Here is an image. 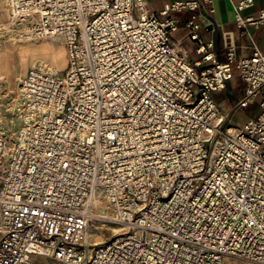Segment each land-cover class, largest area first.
Here are the masks:
<instances>
[{
    "label": "built area",
    "instance_id": "built-area-1",
    "mask_svg": "<svg viewBox=\"0 0 264 264\" xmlns=\"http://www.w3.org/2000/svg\"><path fill=\"white\" fill-rule=\"evenodd\" d=\"M253 2L239 0L235 19L264 36V8L242 13ZM7 4L22 40L64 42L68 68L34 64L20 80L21 126L0 130V264H264V50L237 58L228 34L220 62L193 17L192 56L174 39L178 21L146 0ZM235 69V107L262 97L239 126L214 95ZM96 221L121 230L90 241Z\"/></svg>",
    "mask_w": 264,
    "mask_h": 264
},
{
    "label": "crops",
    "instance_id": "crops-1",
    "mask_svg": "<svg viewBox=\"0 0 264 264\" xmlns=\"http://www.w3.org/2000/svg\"><path fill=\"white\" fill-rule=\"evenodd\" d=\"M148 6L151 10L156 13L160 18H166L168 16L173 17L178 21V29L176 35L174 34V39L181 40L192 56H198L196 53L199 44L193 41L190 37V28L188 27V22L195 17L194 22L200 25V29L197 31L202 44L206 50H212L218 61H227L225 39L228 34L231 35L233 42L236 46V56L237 58L250 57L253 54L254 47H260L264 50V36L262 34V29L257 28L253 25L245 28H240L237 25L235 19V6L239 0H212L208 3L202 4V9L197 10H171L172 4L177 3L181 0H146ZM214 8V13H210L209 10ZM264 8V0H254V2L245 9L242 13L245 17H258L261 9ZM169 10V15L163 16L160 13L164 10ZM209 17L214 18L218 25V37L214 44L213 42V32L207 30L206 27L210 26L211 22ZM14 68V58L9 49L5 52H0V76L4 74H11ZM28 69V68H27ZM241 93L240 88V75L235 69L234 78L228 83V88L220 92L217 97V101L220 102L221 110L224 116L228 115L232 119V114L238 107H235L236 99ZM261 95L255 97L247 108H243L246 114L245 121L255 118L259 115L261 111ZM244 121V122H245Z\"/></svg>",
    "mask_w": 264,
    "mask_h": 264
},
{
    "label": "rangeland",
    "instance_id": "rangeland-1",
    "mask_svg": "<svg viewBox=\"0 0 264 264\" xmlns=\"http://www.w3.org/2000/svg\"><path fill=\"white\" fill-rule=\"evenodd\" d=\"M24 25L12 20L7 0H0V52L6 53L9 49L14 58L13 72L0 76V130L9 136H14L18 127L21 126V122L16 118L21 78L39 62L58 69L61 73L68 68L64 42L59 39L24 41L19 36V30L24 28ZM219 93L216 92L214 95L217 97ZM238 108L232 114L231 126H239L246 119L245 112L241 110L243 108ZM120 230L121 227L113 223L96 221L90 231V241L108 240ZM1 236L0 233V238ZM36 260L39 262L42 258L36 257ZM224 264L250 263L236 257H227Z\"/></svg>",
    "mask_w": 264,
    "mask_h": 264
},
{
    "label": "water",
    "instance_id": "water-1",
    "mask_svg": "<svg viewBox=\"0 0 264 264\" xmlns=\"http://www.w3.org/2000/svg\"><path fill=\"white\" fill-rule=\"evenodd\" d=\"M209 20L211 22L209 29H210V31L213 32V42L215 44L217 41L218 32H219L218 25H217L216 21L214 20V18L209 17Z\"/></svg>",
    "mask_w": 264,
    "mask_h": 264
},
{
    "label": "bare ground",
    "instance_id": "bare-ground-1",
    "mask_svg": "<svg viewBox=\"0 0 264 264\" xmlns=\"http://www.w3.org/2000/svg\"><path fill=\"white\" fill-rule=\"evenodd\" d=\"M58 55V54H57ZM59 58V57H58Z\"/></svg>",
    "mask_w": 264,
    "mask_h": 264
}]
</instances>
